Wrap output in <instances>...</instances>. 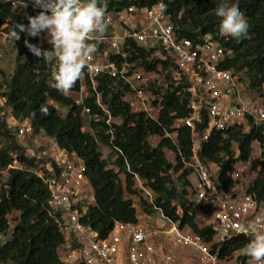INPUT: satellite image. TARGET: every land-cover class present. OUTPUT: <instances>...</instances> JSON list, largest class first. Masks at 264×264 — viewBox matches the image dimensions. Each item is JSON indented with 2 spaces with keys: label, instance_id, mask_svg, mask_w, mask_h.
Segmentation results:
<instances>
[{
  "label": "trees",
  "instance_id": "16d2710c",
  "mask_svg": "<svg viewBox=\"0 0 264 264\" xmlns=\"http://www.w3.org/2000/svg\"><path fill=\"white\" fill-rule=\"evenodd\" d=\"M155 1L97 0L98 5L106 7V14L139 2L150 4ZM221 2L222 0H164L167 10L172 13L176 31L183 37L193 39L204 33L219 32L220 18L216 16L215 9ZM228 2L239 5L248 21L251 38L237 42L231 37L227 43L235 54L225 62L224 67L239 74L240 79L245 77L249 87L264 97V0ZM38 14V11H17L10 3L0 0V32L13 35L17 23L27 25V17ZM45 34L42 33L41 36ZM41 36L33 38L22 32L19 40L14 39L18 59L14 73L1 83L5 88L3 97L15 118L29 119L32 133L28 137L43 135L62 148L76 151L85 161L86 174L94 186L96 196V205L90 209L86 223L104 237L117 220L139 222L132 199L126 198V192H136L134 186L137 174L155 194L154 204H150L148 200L142 202L147 212L159 210L178 222L180 228L188 226L211 242L214 230L209 225L200 226L197 221V215L202 211H197L192 183L188 179L191 171L183 161L184 157L189 158L192 153L191 129L180 127L178 142L163 137L165 130H172L174 119L186 116L189 112L188 91L183 90L180 95L177 94V91L188 84L176 70L174 63L170 59H150L151 54L135 43L131 42L127 47V59L131 62L138 60L148 71L147 75H152L150 72L160 68L164 70L168 88L164 94L165 106L161 109L159 121L131 109L130 102L124 100L128 86L116 85L109 77L99 80L98 91L102 94L103 103L109 107L114 118L122 120L120 124L112 125L115 137L111 144V134L107 133V115L97 104L96 94L89 86L88 77L84 76L68 95L61 94L52 86V65L47 64L43 57H36L25 46L24 41L27 39L44 50H51L52 46L47 41H41ZM177 77L180 80L178 85L175 83ZM83 82L89 94L83 104L79 105L73 93L80 90ZM149 88L156 94L159 92V87L155 88L154 82L149 83ZM55 103L65 107L66 114H62ZM41 105L48 108V115L41 114ZM84 106L91 108L92 119L89 124L92 131L83 130L87 121L84 116L89 118L83 112ZM94 115H98L99 119L96 120ZM15 134L9 131L5 122L0 123V139L4 140L0 145V168L8 172L6 185L0 186V236L9 234L10 217L15 212L19 213L10 236L0 244V264H65L59 255L64 234L57 221L58 211L50 202L46 175H42L48 170L51 174L60 169L56 162L47 157L49 169L38 170L37 157L41 153L48 156L47 143H44L38 154L35 152L30 155L19 135L15 137L19 133ZM153 135L161 136L157 144L150 141ZM232 139L239 145L240 155L237 158L231 148ZM255 142L263 148L264 157L262 126H252L247 132L242 128L214 131L203 143L201 158L203 162L220 165V179L227 191H231L235 184L230 175L234 164L250 159ZM101 144L111 146L117 168L109 166V160L103 157ZM168 150L175 153V161L168 157ZM173 172L178 173L177 179ZM122 174L125 175V185ZM1 182L0 173V184ZM248 191L259 200H264V161L260 174L252 180ZM249 239L250 236L246 235L230 238L220 248L219 258L231 260L237 251L245 250ZM239 260L242 264H247L250 258L244 252Z\"/></svg>",
  "mask_w": 264,
  "mask_h": 264
},
{
  "label": "built area",
  "instance_id": "2783aa9c",
  "mask_svg": "<svg viewBox=\"0 0 264 264\" xmlns=\"http://www.w3.org/2000/svg\"><path fill=\"white\" fill-rule=\"evenodd\" d=\"M1 1L10 3L17 11H42L34 0ZM160 2L164 3V0L150 4L139 2L107 13V32L97 51L89 57L92 71L85 68L84 76L88 77L89 86L96 94L97 104L107 115V133L111 134L112 144L115 137L112 125L117 123V118L102 101V94L98 91L99 80L109 77L116 85L128 86L126 95L129 94L131 99L127 100L125 95L124 100L130 102L131 109L159 121L161 109L165 106L166 90L156 94L149 88V74L138 60L131 62L127 59V47L131 42L135 43L151 54L150 59H170L174 63L188 84L177 94L188 91L189 112L174 119L172 130H165L163 137L178 142V129L182 126L191 129L192 153L183 161L191 171L188 178L192 183L197 211H202L205 226L209 225L214 230L213 240L206 241L188 226L180 228L178 222L163 213L162 217L170 223L168 228L117 220L107 235L101 236L86 223L90 209L96 205V196L86 174L85 161L76 151L62 148L49 140L46 153L60 170L46 175L45 181L50 189L51 205L58 211L57 221L64 234L59 255L65 264H177L179 247L198 251L201 264H223L218 254L227 240L250 232L253 226L264 228V200L250 193L249 185L245 186L242 181L250 175L252 182L260 174L264 161L263 148L255 159L251 156L246 162L240 160L234 164L230 175L235 184L231 191H227L221 182L220 165L203 162L200 153L203 143L214 131L242 128L247 132L252 126L264 129V97L248 98L239 74L224 67L225 62L235 54L227 43L231 36L208 32L196 39L183 37L175 29L172 13L167 10L161 14L158 8L154 9L153 6ZM13 3L17 6L14 7ZM150 73L155 74L156 71ZM176 80L178 85L180 80L178 77ZM84 83L79 91L73 93L79 105L89 94ZM83 112L92 118L89 106H84ZM94 117L99 119L98 115ZM18 129L19 137L31 135L29 119H23ZM231 148L235 157H239V145L234 139L231 140ZM136 181L146 200L154 204L152 189L137 174ZM161 237L165 238L160 242Z\"/></svg>",
  "mask_w": 264,
  "mask_h": 264
},
{
  "label": "clouds",
  "instance_id": "9594fccd",
  "mask_svg": "<svg viewBox=\"0 0 264 264\" xmlns=\"http://www.w3.org/2000/svg\"><path fill=\"white\" fill-rule=\"evenodd\" d=\"M34 3L42 11L36 16H28L27 25L17 23L12 34L19 40L22 32L33 38L46 33L51 50H44L27 39L25 46L36 57H43L47 64L52 65V86L61 94L68 95L83 78L85 68L92 71L89 57L97 51L108 29L106 7L98 5L97 0H34ZM153 7L158 8L161 14L167 11L163 2ZM215 14L220 18L218 30L222 36H231L237 42L251 38L248 21L238 4L222 0ZM39 111L45 116L49 114L45 105H41ZM244 235L250 236L245 248L249 264H264V228L253 226Z\"/></svg>",
  "mask_w": 264,
  "mask_h": 264
},
{
  "label": "rangeland",
  "instance_id": "374dc122",
  "mask_svg": "<svg viewBox=\"0 0 264 264\" xmlns=\"http://www.w3.org/2000/svg\"><path fill=\"white\" fill-rule=\"evenodd\" d=\"M14 36L13 35H9L6 32H0V123H6V127L9 129V131H11V133L13 132L14 134L19 132V127L21 122L23 121L22 119H17L13 117V114L11 112V107L6 103L4 97H3V92L5 91L4 86L1 85V83L4 82V80L10 78V76L14 73V70L16 68V63H17V59H18V49L15 47V42H14ZM47 35L45 34L44 36H41V41H47ZM140 64V62H139ZM142 65V64H140ZM144 68V67H143ZM161 69V68H160ZM158 69L156 71L155 74L149 75V83L153 82L155 83V88L159 87V91L163 90H167L168 88V83L166 80V76L164 74V70H160ZM144 70L146 72H148L145 68ZM243 82V85L246 88V96L248 98H254L257 99L260 94L258 92H256L255 90H252L249 87L248 81L246 80V78L244 77V79H241ZM72 95V94H71ZM125 98L127 100L131 99V96L129 94H127L125 96ZM50 103H52V101H50ZM56 107L60 110V112L62 114H66V108L62 107L61 105L55 103ZM61 107V108H60ZM64 110H63V109ZM85 119L87 120L85 123V126L83 128V130L86 131H92V127L89 124V120H91V117H86L84 116ZM115 124H118L119 122L121 123V118H117L116 119ZM18 130V131H17ZM15 134V135H16ZM16 138L18 137L15 136ZM19 139L21 140L22 143H25V147H26V152L27 149L29 150L28 153L30 155H33L35 152L36 154H38V152L40 151V149H42V146H44V143H47V147L49 145V139L46 137H43V135L41 136H36L35 138L33 137H28L25 136L23 137H19ZM161 139V136L159 135H153L150 138V141L152 143H157L159 140ZM0 145H2L4 143V140L1 138L0 139ZM101 149L103 152V157L107 158L109 160V166L111 167H116V157L112 156L113 154V150L111 149L110 146L108 145H103L101 144ZM262 151L261 145L257 142L254 143V151L252 153V159H255L258 154ZM37 157V156H36ZM47 157L49 156H44L42 153L39 154V157H37V163H38V170L40 169H49L48 166V161L49 159H47ZM168 157L172 160L175 161V153L173 151L168 150ZM0 173L2 174V182L0 184L1 187H4L6 185L7 182V176H8V172L5 169L0 168ZM42 173V172H41ZM42 175H47L49 176V170L47 172H43ZM122 179H123V184L125 185V175L122 174ZM173 176L177 179L178 177V173L173 172ZM251 177L249 176H245L243 181V184L245 186L250 185V181L251 179L249 178ZM136 192L133 194H130L128 192H126V198L128 199H132L134 206L137 210V214L142 218L143 220H145V222L143 224H147L149 227L151 226L150 223V216H158L161 220H163L162 222H164V228H168L170 227V223L164 219L163 217L161 218L160 214H157V212L159 213V210L154 212V213H149L147 212L143 205L142 202L143 200H146L145 196L143 195V193L140 191V187H139V183H137V181L135 182V186H134ZM0 193H1V189H0ZM19 213H14L13 215H11L10 217V229H9V234L7 236H0V244H2L4 242V240L6 238H8V236H10V233L12 232V229L14 228V226L17 223V219H18ZM197 221L199 223L200 226H203L205 224L204 221V216L203 213L199 212L197 215ZM189 228V227H188ZM162 238L165 237H161L159 239V241H162ZM156 242H158V240H156ZM192 250L189 247H179L177 249V252L179 254V261L177 264H201L200 262V255L198 253V251H194L192 254H190L189 252H187V250ZM245 250H241V251H237L234 255V257L231 260H223V264H242L239 260L240 255L244 254ZM7 264H12V263H7ZM247 264H249V262H247Z\"/></svg>",
  "mask_w": 264,
  "mask_h": 264
},
{
  "label": "crops",
  "instance_id": "0c3cea01",
  "mask_svg": "<svg viewBox=\"0 0 264 264\" xmlns=\"http://www.w3.org/2000/svg\"><path fill=\"white\" fill-rule=\"evenodd\" d=\"M153 144H157V143H153ZM253 146H254V144H253ZM157 214H160V212L158 213L157 212ZM151 217V219H150V223H151V225L153 226H157V227H162L163 225H164V222H162V220L157 216H150ZM138 219H139V222L140 223H144L145 222V220H143V218H142V216L140 217L139 215H138ZM163 241H165V239H163ZM195 250H187V252H189L190 254H192L193 252H194Z\"/></svg>",
  "mask_w": 264,
  "mask_h": 264
}]
</instances>
